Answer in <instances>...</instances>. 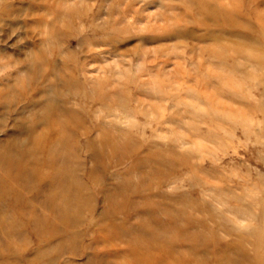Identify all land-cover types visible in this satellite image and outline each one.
Wrapping results in <instances>:
<instances>
[{"label": "rangeland", "instance_id": "374dc122", "mask_svg": "<svg viewBox=\"0 0 264 264\" xmlns=\"http://www.w3.org/2000/svg\"><path fill=\"white\" fill-rule=\"evenodd\" d=\"M0 264H264V0H0Z\"/></svg>", "mask_w": 264, "mask_h": 264}, {"label": "bare ground", "instance_id": "6f19581e", "mask_svg": "<svg viewBox=\"0 0 264 264\" xmlns=\"http://www.w3.org/2000/svg\"><path fill=\"white\" fill-rule=\"evenodd\" d=\"M66 125V124H64ZM62 127V123L55 117L51 116V119L47 121V125L45 129H42V131L34 138V144L35 145H41L43 146L45 143V132H48V130H51L53 132V138H52V145L54 144L55 147L63 148L67 145L68 140L65 136V133H63L60 128ZM103 236H107V234H102ZM134 249L130 250V254L133 255ZM129 254V255H130ZM135 260L139 263V261L142 260V258H135Z\"/></svg>", "mask_w": 264, "mask_h": 264}]
</instances>
